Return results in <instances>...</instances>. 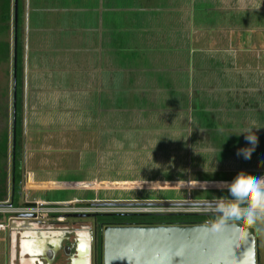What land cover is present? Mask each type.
I'll list each match as a JSON object with an SVG mask.
<instances>
[{
    "label": "crops",
    "instance_id": "0c3cea01",
    "mask_svg": "<svg viewBox=\"0 0 264 264\" xmlns=\"http://www.w3.org/2000/svg\"><path fill=\"white\" fill-rule=\"evenodd\" d=\"M69 1L68 9L62 4V15L70 13L72 16L70 19L66 20L65 18L61 21V34L53 38L54 36L42 33L43 29L37 22L35 31H32L28 36V47L23 53L25 59L28 52L31 53L34 72L32 69L31 71L35 73V75H30L31 78L29 77V83H27L29 93L25 95L27 97L25 108L29 107L30 112L27 114L26 126L23 125L25 121L22 119L21 113L19 129L20 148L22 149L24 145V153L21 150L19 163L25 167L24 176L32 175L30 177H32L33 182L56 181L55 178H40L39 172L55 165V163L58 165L59 161L62 160L61 154L57 156L58 160L55 158L54 161H51V157L55 156L52 153L74 151L78 154L76 161L82 168L97 166L98 163V169L104 170L105 173L114 168L121 169L120 171L123 170L126 173V178L114 182L158 183L160 180L150 179L146 176L157 171V165L163 162L165 153L171 150L169 145L177 142L176 144H182L185 150L188 148L190 151L192 146H198L205 150L207 145H214L212 141L207 139L208 134L205 133L207 129L199 128L194 122V115L189 114L192 108L187 109L188 112L185 110L184 105L187 103L192 104L199 101L201 106L203 103L201 98L206 97H197V92L194 90L196 87H193L189 70L190 56L193 54H189L191 50H194V57H196L200 56L197 55V52L202 54L203 51L205 52L203 54L205 57L202 55L199 57L205 73L212 71L213 64H215L214 66L220 65V63L216 64L218 63L216 60L221 56V53L223 56H228L230 51L237 53L236 51L243 48L242 51L249 49L254 54V43L252 42L250 47L248 43L249 35H252L253 30H256V26H252L256 22L254 19L251 23L249 22L250 29L243 30V34L248 32L247 43L244 44V39L240 38L242 33L240 30H236L234 33L238 36L239 41L233 42L231 37H224L221 35L222 33H218L216 36L217 33L214 34L212 27H206L209 21L201 22L200 25L195 24L193 10L198 9L193 3L195 0ZM197 1L199 3L204 1L203 6H208L207 0ZM211 3V7L219 9L222 1L211 0ZM13 4L14 0L12 3L14 16ZM179 7L186 9V11L180 12L181 8ZM230 13L231 19L235 23L238 17L233 12ZM220 19L221 16L214 19L213 22L219 25ZM208 28L210 29L208 30ZM220 36L221 38H219ZM158 47L167 51L164 55L167 57L164 63L166 66L173 65L172 56L179 58L186 54L189 62L188 67L176 66L175 73L171 75L180 78H178V87L174 86V81L173 79L170 80L169 75L157 70L159 64L155 58L151 57L154 52L149 53V49H157ZM49 53L54 56L48 55ZM144 53L149 55L143 59L148 69L144 66L138 68L136 65L138 56ZM213 53L215 54L213 55ZM210 56H215V61ZM13 57L14 48L12 52V91L8 101L5 91L0 90V104L7 101L10 115V127L6 129L7 131L3 129L2 132L4 133L1 134L3 139H7L8 144L6 142L4 144L6 147L9 146L6 154L8 153L10 164H0V200L11 199L12 195L13 145L15 140V108L13 106L16 103V95L13 96ZM26 62L25 60V64H28ZM225 64L228 65L227 70L230 71L233 64L232 59L228 57ZM243 65L245 66V64ZM246 65L247 67L251 66L249 63ZM22 66L24 69V61ZM46 66L53 68V70H44ZM43 70L49 71L50 74L47 76H52V78L43 76L41 73L44 72ZM213 72L216 73L217 71L214 70ZM223 79L227 83L228 79L224 77ZM23 81L28 82V77H25ZM178 81L176 80V82ZM252 84V80L246 79L244 84L239 87H249V90L250 88L253 90ZM223 85L221 86L222 89ZM208 87L212 89L211 86ZM216 88L218 94H214V99L205 102L206 105L204 106H208L211 111L217 112L223 109L227 114L226 107L227 105L230 107V104H227L228 101H231V104H242L237 110L243 111V105L249 103L250 96L248 95L246 96L247 100L239 95H232L233 91L231 96L228 94L218 96L223 92L218 89V85ZM187 89H190V94L186 93ZM193 94L196 95L194 100H192ZM25 96L21 95L22 109ZM251 102L255 103L254 100H250ZM250 109L254 110L255 108L250 106ZM50 110H55L59 114L56 120L52 118ZM85 110L88 112V116L84 112ZM74 112H78L77 115ZM262 112L264 113V109ZM178 114L181 115L179 121L176 120ZM233 117L232 115L229 120L231 123L234 122ZM158 122H164V127H159ZM223 122L226 121L223 120ZM244 130H234V128L230 130L235 135H226L230 137L229 144L224 137L220 139L218 144L228 147L227 150L223 151H234V146L244 145L243 136H239L240 132ZM253 134L258 141L255 151L260 153L259 155H264L262 152L264 151V127L262 130L254 131ZM177 136H182V139L177 138ZM234 137H237V140ZM161 144H167V149L161 148ZM206 149L209 150L210 148L207 147ZM3 151L5 152V150ZM146 164L148 165L146 166ZM248 165L246 167H249ZM254 167L257 166L252 168L255 169ZM260 168H262L260 169L261 173L255 177L264 175V166H260ZM138 169H140V173L137 176H127L128 174L131 176V173L127 171L132 170L136 173L135 170L138 171ZM144 170L148 172H145L146 175ZM33 172L35 173L33 174ZM93 179L95 181L93 183L111 182L96 176ZM173 181L175 179H166L161 182ZM209 181L214 182L215 180ZM22 194L24 192L21 194L19 192V198ZM9 232L7 233L8 245L11 246ZM5 243L6 234L0 236V245L3 246ZM25 246L24 242H19V264H31L24 254ZM13 253L12 249L11 251L0 249V261L3 264H16Z\"/></svg>",
    "mask_w": 264,
    "mask_h": 264
},
{
    "label": "rangeland",
    "instance_id": "374dc122",
    "mask_svg": "<svg viewBox=\"0 0 264 264\" xmlns=\"http://www.w3.org/2000/svg\"><path fill=\"white\" fill-rule=\"evenodd\" d=\"M9 5V19L7 20L8 24V32L4 35L0 36V40L2 43H8V60L6 61H0V90L5 91L6 93V99L8 101L9 97H11V91H12V52H13V8L12 3L13 0H10ZM36 1V5L38 6V10H34L32 12L38 13L37 16L39 17L40 26L42 27V33H47L51 36H59L61 34L60 30V24L57 21L61 22L66 18L70 19L72 14L66 13V15H62L63 5L68 9L69 0H22L21 3L23 7H25V16H26V10L29 6V11H31V7L33 2ZM222 4L219 9H214L211 3V0H207V7L203 6V2L199 3L197 0L193 1L194 5L198 9H194V16H195V24L200 25L201 22H207L209 21V24L206 25V27H212L214 34L216 36L218 33H222L224 37L226 36L231 37L233 42L239 41L238 36H236L234 33L236 30H240L241 36L240 38L244 39V44L247 43L246 37L248 32H245L243 34V30L250 29L251 21L255 24L252 26H256V30H253L254 33L249 35V47L250 44H253V47L255 48L254 54L253 52L249 51V49L240 48L239 51H236L237 53L231 52L230 55L223 56V53H221V56L216 60L220 65L214 66L212 65V71L210 73H205L203 70V66L201 65V60L199 57L203 55L205 52L203 51V54L200 52H197V55L194 57V50H191L190 54H193L191 57V64L189 66L190 74H191V80L193 81V87L194 90L197 92V97L201 98V96H206L205 98H201L203 102L201 106L199 105V101H195V103L190 104L187 103L184 105L186 108V112H188L187 109H190L189 114L194 115V122L199 126V128L207 129L205 132L208 134L207 139L209 141H212L214 145L210 146L207 145L204 148H199L198 146H192L191 151L187 148V150L184 149V146L182 144H172L171 150L169 152H166L164 155L163 162L159 163L157 165V171H154L150 174H147V178L150 179H156L160 180L159 185H144V186H108L103 185L100 183L93 184V177H100L105 179L106 181H117L121 178H126V173L121 169H109L106 171L98 169L99 164L97 163V166L94 165L93 167H85L82 168L79 166L78 161H76L78 154L74 151H67L62 153L54 152L55 156L51 157V161H54V159H57V156L62 154V160L59 161L58 165H51L47 167V169L44 168V171L39 172L40 178H55V180H46V181H37V183H41L40 186L33 187L32 185L28 188L27 185H25V176L23 175L25 173V167L23 165H19L17 174L20 175V194L24 192V194L21 195L19 198L20 202H23L25 199L28 201H41L45 203H59V202H69L74 201L76 203H90L96 206L100 207L101 211L105 212H111V211H125L126 209H133L135 205H117V204H135V203H186V202H215L217 199H224L227 198L226 196H229L226 188L222 187H203V186H191L190 182H201L199 180L203 181H209V180H215V181H232L234 177H236L237 174L243 173L247 177H255L258 176L261 171L260 166H264V155L260 153H257L255 151V154L253 155L251 162H247L246 164L242 162L241 158L236 155V151L238 148L243 147L244 145L240 146H234V151H223L227 150V146H220L219 140L223 137L227 140L228 144L229 136H226L229 134L230 130H239V129H245L246 131L248 128H252L253 126L260 130L262 127H264V113L262 112L264 109V0H221ZM35 5V6H36ZM229 7V10H227ZM181 8V7H179ZM180 12L186 11V9H180ZM238 11V13L234 12ZM176 11V10H175ZM229 11V12H228ZM240 11V13H239ZM230 12H233L235 16L238 17L237 20H235V23L231 19ZM40 13V14H39ZM60 13V15H59ZM2 1L0 0V22H2ZM237 14V15H236ZM181 15V14H180ZM183 16V15H181ZM220 23H214L213 20L220 17ZM202 19V20H201ZM226 19H231L227 20ZM26 18H23V21H25ZM250 20V21H249ZM34 19H29L30 25ZM72 21V18H71ZM212 23V24H211ZM205 26V24H203ZM233 25H235L233 27ZM231 26V27H230ZM218 27V28H216ZM236 27V28H235ZM210 28H208L209 30ZM217 29V30H216ZM40 32V30H38ZM233 33V35H232ZM23 35V29H22V38ZM221 38V36L219 37ZM218 38V39H219ZM217 39V40H218ZM216 41V40H215ZM229 41V40H228ZM227 43V41H226ZM228 45V44H226ZM5 46V45H3ZM194 46V44H193ZM216 47V45H215ZM158 49V50H157ZM155 48V49H149V53H153L151 57L155 58L156 61L159 64V68L157 70L165 72L168 77H170V80L173 79L174 86H179V77H173L171 76L174 74L176 70V66H179L180 68H184L185 66L188 67V59L186 58V54L181 57H171V59L174 60L173 65L166 66L165 60L167 57H165V51L163 48ZM25 51V50H24ZM31 53L28 52L25 59L24 54V69L22 66V78L25 80V77H28V82H24L23 86V92L22 94L25 96L26 93H29V88H27L29 83V77L31 78L32 75H35L33 73L34 67L32 65L33 60H31ZM145 54V55H144ZM143 55L138 56V60L136 61L137 67L144 66L148 69L147 65L143 62V59L149 56L147 53H144ZM183 54V53H181ZM215 53H213L214 55ZM219 54V53H218ZM238 54V55H236ZM48 55H52V53H49ZM212 55V54H211ZM54 56V55H52ZM145 56V57H143ZM48 57V56H47ZM143 57V58H142ZM212 60L215 61V56H210ZM230 57L233 61L232 66L230 67V71L227 70L228 65H226L227 58ZM35 58V57H34ZM137 59V58H136ZM25 60L27 61L25 64ZM176 61L178 62L176 64ZM250 64L251 66H248L246 64ZM254 63V65H253ZM164 64V66H162ZM172 64V63H171ZM245 64V66L243 65ZM175 65V66H174ZM26 66V67H25ZM32 66V67H31ZM201 66V67H200ZM165 68V70L162 69ZM26 69V71H25ZM32 69V71H31ZM47 69L49 71L53 70V68L46 66L44 70ZM216 70L217 72L214 73L213 71ZM253 69V70H252ZM43 70V71H44ZM183 72V69H181ZM44 71L41 72L43 76L52 78V76L49 75L50 72ZM204 71V72H203ZM147 72V71H146ZM209 72V71H208ZM204 76H202V75ZM207 74V75H206ZM218 74V75H217ZM31 75V76H30ZM224 78L228 79L227 83L224 81ZM180 79V78H179ZM252 80L254 89L250 88V90L247 87H239L244 84L245 80ZM176 80L178 82H176ZM241 80V81H240ZM224 85H223V84ZM247 84V83H246ZM219 86V90H222L223 93H220L218 96H224V95H239L241 98H245L247 100V95L250 96L248 101L249 103H245L243 106V111H238L237 109L240 108L239 105L242 104H231V101H228L226 109L228 110V113L225 114V111L223 109L219 111H211L209 110L208 106L204 107L206 104L205 102H208L210 99H214L215 95L217 93L216 86ZM223 85V89L221 86ZM208 86H211L209 88ZM234 86V87H233ZM248 86V85H246ZM208 88V90H206ZM236 88V91L234 92V89ZM199 89V90H198ZM216 91V92H215ZM237 92V93H236ZM239 92V93H238ZM187 94H190V89L186 90ZM215 94V95H214ZM196 95L193 94L192 100H194V97ZM198 100V99H196ZM216 100V98H215ZM250 100H254V104ZM0 104V164L3 165H9V159L6 154V150L9 148V146L4 144V142L7 141V139H3L4 130L9 129L10 127V118L8 113V103ZM27 103V97H24L23 100V109H22V119L25 121L23 125L26 126L27 122V114L30 112L29 107L26 109L25 105ZM214 105V104H213ZM215 106V105H214ZM222 106V104H221ZM220 106V108H221ZM255 108L256 112H254L253 109ZM211 107V106H210ZM231 107H233L231 109ZM51 116L54 120L57 119L59 114L55 110H50ZM85 113L88 112L85 110ZM78 112H74L75 115H77ZM83 111L81 112V114ZM80 114V115H81ZM233 117V123H231L230 118ZM176 120L179 121L181 119V115L178 114L176 116ZM229 118V119H228ZM226 121V122H223ZM172 122V121H171ZM222 122V123H221ZM166 123V122H165ZM237 123V124H236ZM159 127H164V122H158L157 123ZM172 129V128H171ZM244 130V131H245ZM7 131V130H6ZM5 137V136H4ZM162 137V136H161ZM159 138V136H158ZM177 138H181L182 136H177ZM233 138V137H232ZM176 139V137H175ZM235 140H237V137H234ZM7 143V142H6ZM8 144V143H7ZM227 145V144H226ZM161 148L167 149V144L160 145ZM217 146V147H216ZM209 147L212 150H207L206 148ZM200 149V150H199ZM222 149V150H221ZM5 150V152L3 151ZM24 153V145L21 149ZM264 153V151H262ZM60 158V159H61ZM53 159V160H52ZM90 159V157H89ZM88 159V161H89ZM167 161H166V160ZM58 160V159H57ZM83 163V162H82ZM81 163V164H82ZM87 163V162H86ZM89 164V163H87ZM96 164V163H95ZM249 164V165H248ZM148 164H146L147 166ZM248 165L249 167H246ZM255 169H253V166ZM245 166V167H243ZM147 168V167H146ZM148 169V168H147ZM35 170V169H31ZM149 170V169H148ZM251 170V171H250ZM38 172V171H36ZM120 172V173H119ZM131 173L128 174V177H134L137 176L138 173H140V169L135 170L136 173H134L132 170L127 171ZM146 171L144 170V173ZM35 172H33L34 174ZM148 173V172H146ZM145 173V175H146ZM254 173V175H253ZM41 175V176H40ZM48 175V176H47ZM29 182L33 183V179L31 180L32 175L27 174L26 175ZM166 179H175L173 182H185V184H176L171 186H165L161 181ZM31 188V189H30ZM10 192V188H9ZM29 192V193H28ZM115 204V205H112ZM6 217V215L4 216ZM71 217L67 218V221L70 222ZM254 234H255V242L258 252V264H264V220H262L257 226L254 227ZM8 230H4L0 232L1 235L6 234V243L3 244V246L0 245V249L6 251L10 250V246L8 245V237L7 233ZM28 235H22V237H26ZM5 245V247H4ZM33 261V259L31 258ZM29 260V263L32 261ZM41 260V259H39ZM39 261H36L38 263ZM34 263V262H33ZM0 264H3V262L0 261ZM32 264V263H31Z\"/></svg>",
    "mask_w": 264,
    "mask_h": 264
},
{
    "label": "water",
    "instance_id": "95a60500",
    "mask_svg": "<svg viewBox=\"0 0 264 264\" xmlns=\"http://www.w3.org/2000/svg\"><path fill=\"white\" fill-rule=\"evenodd\" d=\"M13 5L14 21H16L17 0H14ZM13 58V96H15V51ZM204 182H207V186ZM220 182L231 181L190 182V185L226 187L217 185ZM40 184L29 182L25 176V185L40 186ZM100 184L126 187L159 185L160 182H107ZM163 184L171 186L185 184V182H165ZM158 205L164 204L158 203ZM82 216L87 215L79 214L72 217ZM207 226L208 223L106 226L101 233V264H258L255 234L251 227L244 226L239 221H228L224 231L219 236L213 237L208 233ZM10 236L9 233V239H11Z\"/></svg>",
    "mask_w": 264,
    "mask_h": 264
},
{
    "label": "flooded vegetation",
    "instance_id": "af4514ba",
    "mask_svg": "<svg viewBox=\"0 0 264 264\" xmlns=\"http://www.w3.org/2000/svg\"><path fill=\"white\" fill-rule=\"evenodd\" d=\"M36 4H32L31 11L29 6L27 7L26 16L25 13L23 14V18H26L23 21V50H27L28 36L35 31L36 23L39 21ZM33 9L36 12H32ZM29 19H34L31 25ZM83 215L87 216L71 217L70 222L66 219L61 224L13 223L9 232L11 234L10 251L11 249L14 251L16 264H19V242L21 241L26 245L24 254L27 260L33 259L32 264H101V233L111 224L98 221L97 214ZM25 234L28 236L22 237ZM36 261L39 262L36 263Z\"/></svg>",
    "mask_w": 264,
    "mask_h": 264
},
{
    "label": "trees",
    "instance_id": "16d2710c",
    "mask_svg": "<svg viewBox=\"0 0 264 264\" xmlns=\"http://www.w3.org/2000/svg\"><path fill=\"white\" fill-rule=\"evenodd\" d=\"M2 1V22H0V36L8 32L7 20L9 19V5L10 0ZM22 0H17L16 7V21L13 16V48L15 51V140L13 145V169H12V204H17L19 200L20 192V175L17 174V170L20 165L21 148L19 145V129L21 125V113H22V64H23V41H22V29H23V14L24 7L21 3ZM167 16V15H165ZM3 42V41H2ZM0 40V61L8 59V43H2ZM5 45V46H3ZM5 199H1L3 201ZM97 220L100 222H106L107 224L116 225H196L204 224L214 221L218 218V215L207 214H193V213H100L97 214ZM236 221V220H235ZM240 222V221H239ZM261 221H257L254 225H248L242 223L244 226L254 229ZM241 223V222H240Z\"/></svg>",
    "mask_w": 264,
    "mask_h": 264
},
{
    "label": "built area",
    "instance_id": "2783aa9c",
    "mask_svg": "<svg viewBox=\"0 0 264 264\" xmlns=\"http://www.w3.org/2000/svg\"><path fill=\"white\" fill-rule=\"evenodd\" d=\"M67 203V204H63ZM210 202H186L158 205V203H135L133 209L125 211H101L99 206L90 203H76L74 201L45 203L40 201L24 200L12 204L10 199L0 201V231L10 230L13 223L27 222L39 224H61L68 217L77 214H100V213H193V214H214L206 206ZM130 205V204H123ZM121 205V206H123ZM6 215V217H4Z\"/></svg>",
    "mask_w": 264,
    "mask_h": 264
},
{
    "label": "clouds",
    "instance_id": "9594fccd",
    "mask_svg": "<svg viewBox=\"0 0 264 264\" xmlns=\"http://www.w3.org/2000/svg\"><path fill=\"white\" fill-rule=\"evenodd\" d=\"M254 131L259 130L252 127L247 132L241 131L239 135L243 136L245 145L237 149L236 155L245 164L255 154L258 141ZM229 135L235 133L229 132ZM204 183L207 186V182ZM217 185H225L229 197L217 199L206 206L214 214H218L217 219L208 223L207 231L210 235L219 236L228 221L236 220L254 225L257 221L264 220V175L247 177L239 173L231 182H220Z\"/></svg>",
    "mask_w": 264,
    "mask_h": 264
}]
</instances>
